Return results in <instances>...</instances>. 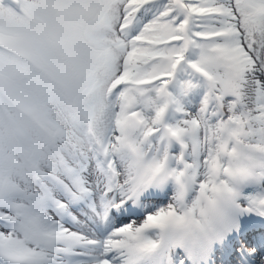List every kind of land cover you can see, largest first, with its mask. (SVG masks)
Here are the masks:
<instances>
[{"label":"snow or ice","instance_id":"obj_1","mask_svg":"<svg viewBox=\"0 0 264 264\" xmlns=\"http://www.w3.org/2000/svg\"><path fill=\"white\" fill-rule=\"evenodd\" d=\"M168 179L264 218V0H0V264H121L182 217L100 226Z\"/></svg>","mask_w":264,"mask_h":264},{"label":"clouds","instance_id":"obj_2","mask_svg":"<svg viewBox=\"0 0 264 264\" xmlns=\"http://www.w3.org/2000/svg\"><path fill=\"white\" fill-rule=\"evenodd\" d=\"M167 181H171L179 187L174 179H168ZM173 206L177 208V212L182 218H173L164 222L161 227H153L144 230L139 233L135 239L128 240L127 245L120 250L123 255L127 257L128 264H142L144 259L151 256L156 251L158 245L152 240L145 238V233L147 231H169L185 235L204 233L210 228L211 224L217 217V215H212L211 213H209L206 217H201L197 214L194 219L191 215H188L186 212L181 210L180 201H174Z\"/></svg>","mask_w":264,"mask_h":264},{"label":"bare ground","instance_id":"obj_3","mask_svg":"<svg viewBox=\"0 0 264 264\" xmlns=\"http://www.w3.org/2000/svg\"><path fill=\"white\" fill-rule=\"evenodd\" d=\"M131 208L134 209V210L131 209V211H130L129 207H128L126 215H124L123 211H122L121 213H118V216H116V215H113L114 213L112 211H110L107 214V218L103 222V225L100 226L101 234L102 235H107L109 233L108 232V228H112V230H114L118 226H122V225L125 226L127 224H132V223L139 224V223H142V222H144L146 220L145 218H143V219H141V217L138 218L139 217L138 214H134V215L131 216L130 214L132 213V211H137V210H135V208H133V205L131 206ZM138 211L142 212L140 206L138 208ZM112 215L115 216L116 219H112ZM173 235H174V232L156 231V240L155 241H159V246L157 247V249L155 251L157 259L160 260L161 258H163V251H162L163 243L165 241L173 238ZM182 236H183V238L185 240V244L187 246L188 251L189 252H193L194 254H196L197 259H200L203 256L200 247L202 245L203 239L204 238H206V239L208 238V233H198V234H191V235L182 234ZM150 237H154V235H150ZM252 244H253V246H255L256 241H253ZM124 258L126 260H128L125 255L122 256L121 260L124 259ZM168 264H171V259L170 258L168 259Z\"/></svg>","mask_w":264,"mask_h":264},{"label":"rangeland","instance_id":"obj_4","mask_svg":"<svg viewBox=\"0 0 264 264\" xmlns=\"http://www.w3.org/2000/svg\"><path fill=\"white\" fill-rule=\"evenodd\" d=\"M171 183H172V185H170L171 188L169 186H166L165 181L158 182L153 187H151V190L153 192L151 191L152 193H150V194H152V196H153L152 198H154V200H153V202L151 200L147 201V202H149V204L146 206H145V204L143 205V207H142L143 211L141 213H138V216H139L138 218L141 217V219H143V218L147 217L148 215H151V214L154 215L159 210L167 209L169 205L174 204V201H176V198L179 194L180 189L173 182H171ZM195 195H196V193L192 192L190 197L187 196V199H185V201H184L185 207L191 206ZM132 205H133V208H135V210H136L137 208L135 207V203L130 201L129 206L131 207ZM129 206H126L122 211L124 213H126V208ZM132 210H134V209H132ZM111 211L114 213L113 215H116V216L118 215V213L122 212L121 210L119 211L117 209H112ZM113 215H112V219H116L115 216H113ZM81 219H82V217H81ZM122 226H124V225H122ZM122 226H118L117 228L122 227ZM111 230H112V228H108V232H110ZM258 235H263V234H258ZM151 240H153V239H151ZM252 240H253L252 238H248L246 242L248 244H251ZM237 253L240 256L239 248L237 249ZM179 263H181V262H179Z\"/></svg>","mask_w":264,"mask_h":264}]
</instances>
